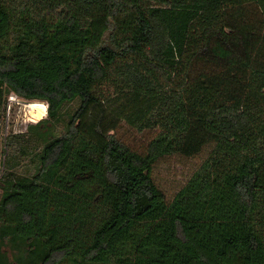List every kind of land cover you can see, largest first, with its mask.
Returning <instances> with one entry per match:
<instances>
[{
    "label": "trees",
    "instance_id": "16d2710c",
    "mask_svg": "<svg viewBox=\"0 0 264 264\" xmlns=\"http://www.w3.org/2000/svg\"><path fill=\"white\" fill-rule=\"evenodd\" d=\"M11 95L48 112L0 142V264H264V0H0Z\"/></svg>",
    "mask_w": 264,
    "mask_h": 264
},
{
    "label": "rangeland",
    "instance_id": "374dc122",
    "mask_svg": "<svg viewBox=\"0 0 264 264\" xmlns=\"http://www.w3.org/2000/svg\"><path fill=\"white\" fill-rule=\"evenodd\" d=\"M48 106L44 102H28L16 95L8 98V104L3 113L0 125L1 152H4L5 142L12 134L24 133L31 124H36L47 118ZM63 129H59L60 134ZM158 131L138 132L123 124L117 131V138L125 142L134 151L144 152L149 142L155 138ZM210 149H206L201 155L194 158H187L179 155L168 156L161 159L153 169V179L159 189L165 194L168 201H171L179 192L193 173L206 160ZM6 153L2 154L0 177L4 171ZM26 163L19 172L27 171ZM1 193V190H0Z\"/></svg>",
    "mask_w": 264,
    "mask_h": 264
}]
</instances>
